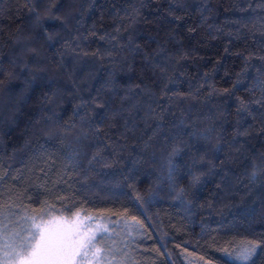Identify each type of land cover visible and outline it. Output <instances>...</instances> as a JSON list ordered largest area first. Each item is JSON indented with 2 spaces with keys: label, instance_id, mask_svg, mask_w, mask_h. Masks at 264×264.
Returning a JSON list of instances; mask_svg holds the SVG:
<instances>
[{
  "label": "trees",
  "instance_id": "16d2710c",
  "mask_svg": "<svg viewBox=\"0 0 264 264\" xmlns=\"http://www.w3.org/2000/svg\"><path fill=\"white\" fill-rule=\"evenodd\" d=\"M5 206L128 221L136 264L264 241V0H0Z\"/></svg>",
  "mask_w": 264,
  "mask_h": 264
},
{
  "label": "snow or ice",
  "instance_id": "6c2138e0",
  "mask_svg": "<svg viewBox=\"0 0 264 264\" xmlns=\"http://www.w3.org/2000/svg\"><path fill=\"white\" fill-rule=\"evenodd\" d=\"M252 175L255 177L256 172ZM10 207L0 209V264H126V253L119 246L123 241L118 243L114 228L100 224L94 231L88 226L84 232L79 213L76 220L68 222L56 217L46 220L43 209L17 215L8 210ZM12 216L16 219H10ZM127 227L131 235L132 226ZM262 245V240H241L231 250L223 251L233 264H252ZM117 253H123L119 260Z\"/></svg>",
  "mask_w": 264,
  "mask_h": 264
},
{
  "label": "rangeland",
  "instance_id": "374dc122",
  "mask_svg": "<svg viewBox=\"0 0 264 264\" xmlns=\"http://www.w3.org/2000/svg\"><path fill=\"white\" fill-rule=\"evenodd\" d=\"M89 217H91V219H88ZM76 219L77 216L74 215L73 217L65 219V221L71 222ZM79 219L83 225L81 231L84 232L88 231V226H90L91 229L94 231L95 228L100 224H104L110 228H114L115 232L119 234L116 237L118 243L120 241H123V243H119V246L122 248L123 253H126V256L124 257L126 264H136L135 254L137 252V237H139L140 235L138 234V232L136 234V231L133 230L135 228L134 224L121 219L112 220L104 217H97L91 215H79ZM128 225L132 226L131 235H128ZM9 227H11V225ZM123 253H117V260L121 258V255ZM2 255L3 253L0 252V256ZM113 264H116V262L114 261Z\"/></svg>",
  "mask_w": 264,
  "mask_h": 264
}]
</instances>
